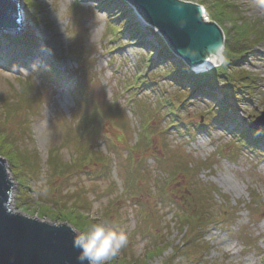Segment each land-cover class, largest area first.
Returning a JSON list of instances; mask_svg holds the SVG:
<instances>
[{
  "label": "rangeland",
  "instance_id": "obj_1",
  "mask_svg": "<svg viewBox=\"0 0 264 264\" xmlns=\"http://www.w3.org/2000/svg\"><path fill=\"white\" fill-rule=\"evenodd\" d=\"M180 1L222 30L223 62L229 49L242 55L230 75L255 80L249 90L234 80L243 92L220 123V94L201 100L188 79H167L181 59H160L159 31L135 13L113 22L123 13L115 0H20L23 29L0 32V137L25 155L0 150L15 184L9 208L74 231L99 221L123 230L128 243L108 264H264V126L255 144L241 138V124L264 112V0H223L237 7L235 21L217 18L211 0ZM28 33L36 57L21 59L8 46ZM52 152L61 174L50 172ZM200 210L209 229L197 240L191 224L188 243L181 224Z\"/></svg>",
  "mask_w": 264,
  "mask_h": 264
},
{
  "label": "water",
  "instance_id": "obj_2",
  "mask_svg": "<svg viewBox=\"0 0 264 264\" xmlns=\"http://www.w3.org/2000/svg\"><path fill=\"white\" fill-rule=\"evenodd\" d=\"M125 1L192 71L220 65L224 35L214 22L204 21L201 6L178 0ZM22 16L20 0H0V32H20ZM261 115L250 129L264 126ZM14 185L0 157V264H81L80 251L73 246L75 231L67 223L51 225L10 210Z\"/></svg>",
  "mask_w": 264,
  "mask_h": 264
},
{
  "label": "trees",
  "instance_id": "obj_3",
  "mask_svg": "<svg viewBox=\"0 0 264 264\" xmlns=\"http://www.w3.org/2000/svg\"><path fill=\"white\" fill-rule=\"evenodd\" d=\"M94 1H100L101 2L102 0H94ZM103 1H106V0H103ZM115 2L118 3L119 5H121L122 8H123V10H122L123 13L121 14V16L119 15V18L117 20L116 19L112 20L113 22L119 23L122 18L124 19L126 17L125 14H128L129 13L128 10H130V9L126 6V4L124 3L123 0H115ZM210 6L214 9V15H216L217 18L222 19V21H226L225 19H231L233 21L236 20V17H234L235 16L234 12L237 11L236 10L237 7H232V5L228 4L226 1H223V0H211ZM120 11H121V9L118 10L117 14H119ZM35 18H37V17H35ZM35 20L37 21V19H35ZM123 24H125V27L128 28L130 22H126L125 21V23L123 22ZM234 26L237 27V29H239V33H240L242 25L240 24L238 26V24H237V25H234ZM120 30H119V32H120ZM244 32H246V34H248V31L246 30V28H245ZM26 36L28 38L31 37V35L29 33L26 34V35H23V37H15L14 40H13L14 44H12L11 46H8L10 49H14L13 52L14 53L16 52L17 53V57L20 56L19 58H21V59H28V58L33 56L32 46L34 44V39L32 38L31 41L26 40ZM156 36H157L156 37V41L158 42L159 47H160V49L157 51L158 54H159V58L162 59V60H166L169 57H172V54L169 51L168 47L166 46L165 42L160 38V36L158 34ZM237 44L240 45V43H237ZM234 46H236V45H234ZM241 56L242 55H237L234 52V49L233 50L229 49L227 51V57H226L225 61L222 63V65L220 67L216 68L215 70L209 71V72L204 73V74H196V73H194L192 70H190L185 65V63L183 61L177 59L176 60V64L174 65V69L171 72H168L166 76H167V79L173 80V82H175L178 85H183V82L186 79H188V81L192 83L191 84L192 85L191 86L192 89H195L194 90L195 93H198V95L195 96V97H197L198 99H201V100L202 99H204V100H212V101L215 102L216 98H217L216 97V93L218 92L220 94V96L222 97V100L225 101V105L223 107H220V108L218 107L217 110L219 112L220 110H222L221 108H223L226 111L224 113L227 114V115L217 114L215 117H213V118H215L214 119L215 122L220 123L221 120H223V118L227 119V120L229 119V117H227L229 115L228 111L232 110L230 108L229 102H232L233 99H237L241 95V93L243 92L242 89L241 90L240 89L239 90H234V89H236V87L234 86V80L237 79L240 82H246L247 85L244 87V89H248V90L251 88L252 84L255 81V80H251V76L249 74L246 75V73H241V75H239V77H237V75L236 76L230 75L229 72L231 71V68L233 66L237 65L236 64V62H237L236 60L240 59ZM63 59L64 58L59 59L57 57L52 56V58H50L49 64H50V66H52V68H53V66L54 67L60 66L59 63L61 61H63ZM169 60L171 61V59H169ZM52 70L53 69L48 71V75H50V77H53V78H58L57 75H55L53 73L54 71H52ZM222 83L225 84L224 86H226V89H220L219 90L218 86H220V84H222ZM22 90L25 91L24 94L21 95L22 98H23V97H26L25 94L28 93L30 90H27L25 87H22ZM216 104H218V103H216ZM31 105H32V103H31ZM10 109L11 108L8 106V110H10ZM209 122L210 121H208V123ZM208 123H206V124H208ZM241 125L243 127V130L241 132V138H244L245 140H247L248 141V143H247L248 145L249 144L250 145L251 144H255V142H257L259 140V138L262 137V131L263 130H261V132H257L256 130H251L249 128V125H246L244 123L241 124ZM205 128L206 127H201V129H205ZM263 133H264V131H263ZM25 134H26L27 138H31L30 128H29L28 125H27V128H26ZM15 145H16V143H13L11 140H8L7 137H5V138H1L0 137V150H4L5 151V153L1 154V152H0V154L3 155V156H6L7 159H8V157L11 154L15 153L13 156H11L12 158H15L16 160H23L25 155L24 154H17ZM51 154L52 155H50V157H49L50 172L53 175L61 174V172H59L58 169H57L58 168V166H57L58 164L57 163L55 164V162H54L55 159H57L59 156L55 157L54 156L55 153H53V152ZM84 157H85V160H83V162H85V161H87L88 163L94 162V155L92 157H87V159H86V156H84ZM79 158H77V159H79ZM74 163L77 164V160ZM61 205L62 204H60V206ZM65 209H66L65 206H61L60 209H59L60 213L64 214L65 211H67ZM74 210H76V208H74ZM202 212L203 211L200 210L199 213H196L194 215L192 214V220L188 219V220H186L185 222H183L181 224L182 231L186 229V231H185L186 233H184L183 238L188 243H189V239L188 238H189V236L192 233L189 236H187L186 234H187V230H188V228H189V226L191 224H194V226L197 228L196 229L197 230V234H198L197 240H202V239H204L206 237L205 232L209 229V225H207L208 223H204L205 216L202 215ZM43 216L46 217V213H44ZM63 216L65 218L69 219V214L68 215L64 214ZM80 216H81L80 213H78L77 216L70 217V220H71L70 224L78 226L80 224V222H81V217ZM82 225H83V222H82ZM77 230H80V229H77ZM169 247L170 246H167L164 249H168ZM174 255H176V253ZM176 259H177V257H174L173 260H176ZM148 260H150V259H148Z\"/></svg>",
  "mask_w": 264,
  "mask_h": 264
},
{
  "label": "clouds",
  "instance_id": "obj_4",
  "mask_svg": "<svg viewBox=\"0 0 264 264\" xmlns=\"http://www.w3.org/2000/svg\"><path fill=\"white\" fill-rule=\"evenodd\" d=\"M128 243V236L123 230L106 226L104 221L90 223L81 230H76L73 246L80 251L81 264H108L121 248Z\"/></svg>",
  "mask_w": 264,
  "mask_h": 264
},
{
  "label": "bare ground",
  "instance_id": "obj_5",
  "mask_svg": "<svg viewBox=\"0 0 264 264\" xmlns=\"http://www.w3.org/2000/svg\"><path fill=\"white\" fill-rule=\"evenodd\" d=\"M124 1V3L126 4V6H129V9L130 10H128L129 11V13L131 14V13H135V15H137L138 16V22L141 24V25H143V26H147L148 24L146 23V21L134 10V8L130 5V4H128L125 0H123ZM178 1H180V0H178ZM181 2H183V1H181ZM193 4V3H192ZM197 5V4H196ZM198 6H200V5H198ZM132 9H131V8ZM202 7V6H201ZM134 11V12H133ZM206 11V10H205ZM203 13H204V10H203ZM207 13V12H206ZM24 15V14H23ZM204 16H206V14L204 13ZM23 17V16H22ZM132 17V16H131ZM26 23V20H22L21 19V21H20V25H21V27H22V24L23 23ZM35 46H36V43H34L33 44V46H32V49L34 50V48H35ZM9 48V47H8ZM10 49V48H9ZM224 49H225V37H224V39H223V48H222V50H221V52L219 53L220 54V56H222V58L224 57L223 55H224ZM173 55V54H172ZM173 56H175V55H173ZM33 57H36V55L35 54H33V56L32 57H30V59H33ZM175 58H177L176 56H175ZM34 59H36V58H34ZM223 60H224V58H223ZM31 60H29V62H30ZM222 62L223 61H221L220 62V66L222 65ZM238 62H241L240 61V59H238L237 60V62H236V64L238 65L239 63ZM186 65V64H185ZM187 66V65H186ZM218 64H216L215 66L213 65V66H211L210 68H209V70H208V68H205V69H203V70H201V71H199V72H195L194 70H193V72L194 73H196V74H204V73H207V72H209V71H212V70H215L216 68H218V67H220ZM188 67V66H187ZM189 68V67H188ZM190 69V68H189ZM191 70V69H190ZM172 82H173V80H171Z\"/></svg>",
  "mask_w": 264,
  "mask_h": 264
},
{
  "label": "snow or ice",
  "instance_id": "obj_6",
  "mask_svg": "<svg viewBox=\"0 0 264 264\" xmlns=\"http://www.w3.org/2000/svg\"><path fill=\"white\" fill-rule=\"evenodd\" d=\"M192 40H193V43H195V40H196V38H195V37H193V38H192Z\"/></svg>",
  "mask_w": 264,
  "mask_h": 264
}]
</instances>
